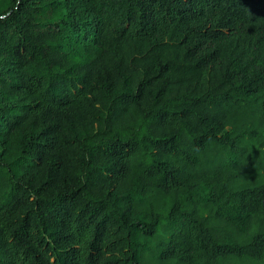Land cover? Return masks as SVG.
Listing matches in <instances>:
<instances>
[{
	"label": "trees",
	"instance_id": "1",
	"mask_svg": "<svg viewBox=\"0 0 264 264\" xmlns=\"http://www.w3.org/2000/svg\"><path fill=\"white\" fill-rule=\"evenodd\" d=\"M0 264H264V0H0Z\"/></svg>",
	"mask_w": 264,
	"mask_h": 264
}]
</instances>
